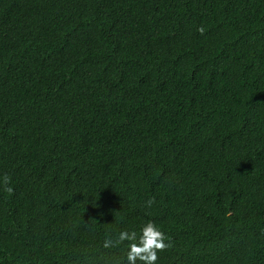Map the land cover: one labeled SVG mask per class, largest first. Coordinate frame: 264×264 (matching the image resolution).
Listing matches in <instances>:
<instances>
[{
	"label": "trees",
	"instance_id": "trees-1",
	"mask_svg": "<svg viewBox=\"0 0 264 264\" xmlns=\"http://www.w3.org/2000/svg\"><path fill=\"white\" fill-rule=\"evenodd\" d=\"M147 222L156 264H264V0H0V264Z\"/></svg>",
	"mask_w": 264,
	"mask_h": 264
},
{
	"label": "clouds",
	"instance_id": "clouds-1",
	"mask_svg": "<svg viewBox=\"0 0 264 264\" xmlns=\"http://www.w3.org/2000/svg\"><path fill=\"white\" fill-rule=\"evenodd\" d=\"M11 191V189H8ZM149 205L151 200L147 202ZM128 241L126 251L127 264H156L157 250L168 247L165 242L164 232L153 222L145 223L140 229L139 235L135 230H123L115 239L106 238L103 242L105 248L114 247Z\"/></svg>",
	"mask_w": 264,
	"mask_h": 264
}]
</instances>
